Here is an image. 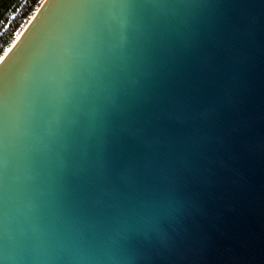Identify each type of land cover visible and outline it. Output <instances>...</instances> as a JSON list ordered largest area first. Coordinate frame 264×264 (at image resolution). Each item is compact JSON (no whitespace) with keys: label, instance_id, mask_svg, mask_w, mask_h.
I'll return each instance as SVG.
<instances>
[{"label":"water","instance_id":"water-1","mask_svg":"<svg viewBox=\"0 0 264 264\" xmlns=\"http://www.w3.org/2000/svg\"><path fill=\"white\" fill-rule=\"evenodd\" d=\"M3 264H264V0H43L0 59Z\"/></svg>","mask_w":264,"mask_h":264},{"label":"trees","instance_id":"trees-1","mask_svg":"<svg viewBox=\"0 0 264 264\" xmlns=\"http://www.w3.org/2000/svg\"><path fill=\"white\" fill-rule=\"evenodd\" d=\"M43 0H0V59Z\"/></svg>","mask_w":264,"mask_h":264},{"label":"bare ground","instance_id":"bare-ground-1","mask_svg":"<svg viewBox=\"0 0 264 264\" xmlns=\"http://www.w3.org/2000/svg\"><path fill=\"white\" fill-rule=\"evenodd\" d=\"M33 15H34V14H33ZM30 19H31V18H30ZM27 23H28V22H27ZM25 26H26V25H25ZM25 26H24V27H25ZM22 30H23V29H22ZM22 30H21V32H22ZM21 32H20V33H21ZM20 33H19V34H20ZM19 34H18V36H19ZM18 36H17V37H18ZM17 37H16V38H17ZM15 40H16V39H15ZM8 49H9V48H8Z\"/></svg>","mask_w":264,"mask_h":264},{"label":"snow or ice","instance_id":"snow-or-ice-1","mask_svg":"<svg viewBox=\"0 0 264 264\" xmlns=\"http://www.w3.org/2000/svg\"><path fill=\"white\" fill-rule=\"evenodd\" d=\"M0 264H3V262H2V261H0Z\"/></svg>","mask_w":264,"mask_h":264}]
</instances>
